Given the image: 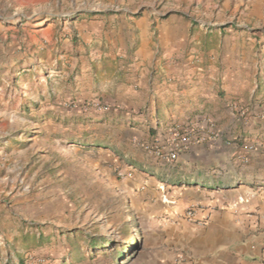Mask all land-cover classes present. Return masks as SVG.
I'll return each instance as SVG.
<instances>
[{
  "label": "crops",
  "instance_id": "0c3cea01",
  "mask_svg": "<svg viewBox=\"0 0 264 264\" xmlns=\"http://www.w3.org/2000/svg\"><path fill=\"white\" fill-rule=\"evenodd\" d=\"M106 18L107 50L90 53L81 80L90 99L109 104L96 117L116 130L108 142L163 150L172 126L204 138L173 162L139 151L115 166L120 192L149 224L139 264L264 263V45L255 50L250 36L229 45L214 30L188 41L181 17ZM97 24L84 19L70 28L92 35ZM2 49L0 72L11 80L42 69L41 57L31 64L12 46ZM73 68L50 71L52 81Z\"/></svg>",
  "mask_w": 264,
  "mask_h": 264
},
{
  "label": "rangeland",
  "instance_id": "374dc122",
  "mask_svg": "<svg viewBox=\"0 0 264 264\" xmlns=\"http://www.w3.org/2000/svg\"><path fill=\"white\" fill-rule=\"evenodd\" d=\"M122 14L181 17L188 41L214 30L229 45H264V0H0V60L11 46L27 63L43 59L21 79L0 72V264H139L149 251V224L115 167L148 151L108 142L116 130L96 117L109 104L81 80L90 53L107 50L106 17ZM84 19L98 32L71 30Z\"/></svg>",
  "mask_w": 264,
  "mask_h": 264
},
{
  "label": "built area",
  "instance_id": "2783aa9c",
  "mask_svg": "<svg viewBox=\"0 0 264 264\" xmlns=\"http://www.w3.org/2000/svg\"><path fill=\"white\" fill-rule=\"evenodd\" d=\"M166 141L167 145L163 150L157 146L151 145H143V148L166 162H173L177 159L179 151L183 146L191 142L201 143L204 141V138L193 137L191 132L184 131L176 126H172L168 129V137ZM185 216L186 218L190 219L193 216V212L189 210L186 212ZM260 264L264 263L261 262Z\"/></svg>",
  "mask_w": 264,
  "mask_h": 264
}]
</instances>
